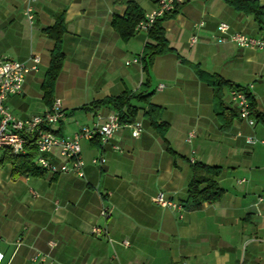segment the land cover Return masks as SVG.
Here are the masks:
<instances>
[{
    "label": "crops",
    "instance_id": "0c3cea01",
    "mask_svg": "<svg viewBox=\"0 0 264 264\" xmlns=\"http://www.w3.org/2000/svg\"><path fill=\"white\" fill-rule=\"evenodd\" d=\"M128 1L144 16L157 7L156 0H0V59L29 65L31 57L39 58L22 94L6 100L18 120L49 108L41 86L54 44L44 30L58 15L66 27L64 62L53 89L64 112L54 130L58 138H72L96 115L115 112L110 105L95 108V102L138 94L146 83L151 94L147 102L131 100L138 108L134 122L142 127L138 138L124 126L103 149L96 141H81L83 178L24 176L3 161L11 153L0 152L4 264H264V207L258 203L264 194V146L246 143L248 137L264 140V53L216 42L220 23L228 26L227 36L262 40L264 26L222 0H186L161 24L172 52L155 57L146 75L140 60L126 63L140 58L147 32L135 29L124 41L111 27L112 18L124 16ZM247 1L264 7V0ZM214 75L252 95L261 116L252 118L253 126L239 118L227 88L222 105L234 117L225 123L218 119L206 83ZM148 103L168 126L164 140L143 115ZM191 132L195 137L187 143ZM47 157L64 163L57 150ZM101 158L103 164H93ZM195 164L219 168L215 182L223 194L214 204L186 211L181 206ZM159 193L181 209L154 204ZM94 228L106 234L96 236Z\"/></svg>",
    "mask_w": 264,
    "mask_h": 264
},
{
    "label": "built area",
    "instance_id": "2783aa9c",
    "mask_svg": "<svg viewBox=\"0 0 264 264\" xmlns=\"http://www.w3.org/2000/svg\"><path fill=\"white\" fill-rule=\"evenodd\" d=\"M185 0H156L155 10L144 16L136 30L148 32L155 20L163 18L166 14L174 11L176 5H182ZM27 18L33 19L31 9H27ZM201 25V24H200ZM217 39L219 44L226 41L232 43L240 49H254L264 53V40L251 38L242 34H232L227 36L228 26L220 23L217 26ZM196 42L193 36L189 41L192 46ZM138 64L139 59L135 58L126 65ZM39 58L33 56L30 58V64L26 65L14 60L0 59V152L8 151L13 156H22L25 154L27 138L34 139L36 156L34 158L35 166L51 175L74 173L78 178H83V161L80 155L81 141H96L103 149L112 139L113 135L121 128L127 127L131 130V136L138 138L142 127L138 122L132 124H120L119 114L113 112L105 117L96 115L95 122L91 126H83L72 138H58L54 130L64 117V112L60 100L53 99L51 106L44 113L33 116L26 120H18L9 113L6 108V100L10 96L22 94L23 84L29 73L37 71ZM162 86H159L161 89ZM230 98L238 110V116L241 120L247 122L249 126L254 125V120L250 116V109L244 92L241 89L230 90ZM194 133H189L186 142L190 143L194 139ZM248 145L264 146V140H258L253 137L246 138ZM117 149V148H115ZM53 150L58 151L59 157L64 160L63 164H54L48 160V154ZM93 164H103L104 159H94ZM152 202L160 207H169L173 210L181 207L166 200L162 193L152 198ZM258 203L264 207V194L258 197ZM103 217L108 216V211L103 208L101 211ZM92 233L96 236L106 234L103 229L94 228ZM122 246L127 247L128 243L123 242ZM53 247V245H51ZM0 264H4V257L0 253Z\"/></svg>",
    "mask_w": 264,
    "mask_h": 264
},
{
    "label": "trees",
    "instance_id": "16d2710c",
    "mask_svg": "<svg viewBox=\"0 0 264 264\" xmlns=\"http://www.w3.org/2000/svg\"><path fill=\"white\" fill-rule=\"evenodd\" d=\"M222 1L232 7L234 10L242 12L245 15L252 16L260 26H264V7H260L255 1ZM125 4L127 9L124 16L121 18H112L111 27L121 39L127 41L133 37L135 29L137 25L143 21L144 15L135 2L128 1ZM182 5H176L173 12L166 14L161 19L155 20L147 32V38L149 42L145 44L143 52L139 58L142 70L146 75L149 74V70L155 57L172 52V49L168 46V42L161 24L164 20L175 17ZM65 31V23L61 15L56 17L55 24L53 26L44 30L45 35L51 39L54 44L52 50L50 51L49 67L41 86L44 102L48 107H50L52 104L54 84L64 62V56L61 48V39ZM206 83L213 89L214 92L213 106L215 115L222 123L229 121L234 117V114L227 112V110L223 107L222 90L223 88H227L229 90L241 88L234 86L233 84L224 81L215 75L207 76ZM147 88L148 83L142 87V92L138 94H123L117 98L105 99L95 102L92 105L95 108L110 105L115 109V112L119 114L120 124H132L138 114V108L131 104V100L135 99L138 102H147L151 95L150 93H147ZM241 90L246 96L250 109V116L252 118L259 119L261 116L257 115L255 112V103L252 95L246 89ZM143 115L150 122L152 129L156 131V133L164 140V135L168 126L166 123L160 120L158 108L148 103L147 110ZM167 150L171 151L169 148H167ZM5 155L6 156L3 158V161L10 162L15 173L34 177L43 176L46 174L45 171L36 168L35 164L33 163V160L36 156V151L34 139L31 137L27 138L24 155L13 156L12 154L8 153ZM193 171V177L187 188V199L181 206L182 209L186 211L198 210L204 203L214 204L221 199L223 194L222 190L215 182V178L218 177L220 173L219 168L195 164L193 166Z\"/></svg>",
    "mask_w": 264,
    "mask_h": 264
}]
</instances>
